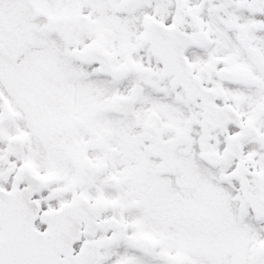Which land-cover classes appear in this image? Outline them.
I'll list each match as a JSON object with an SVG mask.
<instances>
[{
  "label": "snow or ice",
  "instance_id": "obj_1",
  "mask_svg": "<svg viewBox=\"0 0 264 264\" xmlns=\"http://www.w3.org/2000/svg\"><path fill=\"white\" fill-rule=\"evenodd\" d=\"M0 264H264V0H0Z\"/></svg>",
  "mask_w": 264,
  "mask_h": 264
}]
</instances>
